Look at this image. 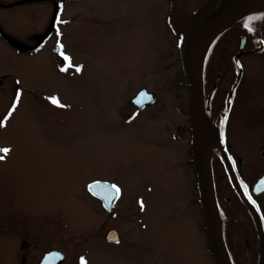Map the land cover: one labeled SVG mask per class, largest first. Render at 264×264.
Returning <instances> with one entry per match:
<instances>
[{
	"label": "rangeland",
	"instance_id": "1",
	"mask_svg": "<svg viewBox=\"0 0 264 264\" xmlns=\"http://www.w3.org/2000/svg\"><path fill=\"white\" fill-rule=\"evenodd\" d=\"M23 1V8L1 13L2 24L31 32L56 25L53 41L64 45L71 66L66 61L69 68L60 71L53 41L23 57L0 43V105L15 100L13 79L25 86L13 126L0 130L10 147L0 181L14 184L33 218L50 215L67 264L77 256L85 264H208L189 206L191 174L180 166L190 123L188 110L181 111L187 104L179 74L166 70L172 59L162 53L165 5L74 0L55 16L50 0ZM141 88L156 99L145 111L130 104ZM181 125L184 145L172 139ZM94 181L119 187L113 217L88 198L86 184ZM110 229L121 236L117 247L105 243Z\"/></svg>",
	"mask_w": 264,
	"mask_h": 264
},
{
	"label": "flooded vegetation",
	"instance_id": "2",
	"mask_svg": "<svg viewBox=\"0 0 264 264\" xmlns=\"http://www.w3.org/2000/svg\"><path fill=\"white\" fill-rule=\"evenodd\" d=\"M38 1L41 3V0ZM158 1L165 5L163 24L160 27L164 44L162 53L172 59L166 70H177L179 82L176 86L180 88L187 104V107L181 105V111L185 114L187 109L189 114V148L187 151L186 146L185 150L183 148L180 166H186L191 174L188 179V194L192 197L189 206L193 210L194 227L200 237L204 256L208 264H217L202 212L192 149L190 89L185 72L183 45L186 26L195 15L208 10L216 13L232 12L248 5L251 0ZM260 1L262 4L256 12L242 15L230 23L217 21L207 41L204 40L205 29L200 36L201 45L195 50L198 59L196 70L200 77L199 96L204 111L206 156L221 236L230 264H264V0ZM24 2L0 0V16L1 13L23 8ZM50 2L61 10L74 0ZM1 18L0 43L3 48L11 49V55L16 57L26 56L27 53L35 56L43 46L58 36L54 24L44 31L37 24L31 32L24 24H2ZM25 34H28V41H25ZM29 34H33L31 38ZM27 43L33 44L29 46ZM57 45H60V53H56ZM52 53L54 61L59 59L62 63L61 72L69 68L65 66L61 55L63 53L68 56V53L60 41H53ZM13 82L12 98L15 100L11 99L5 109L0 105V119L11 112L5 125L0 127L2 132L13 126L9 122L18 111L25 90L22 82L19 84L14 79ZM141 90L150 93L146 88ZM130 104L140 111L151 106L145 105L139 109L131 100ZM185 134L186 127L181 125L179 134L175 133L172 139H178L184 145ZM0 148L10 147L0 141ZM8 153H0L4 156L0 164L5 163ZM1 176L0 170V180ZM87 186L88 198L96 202L106 215L113 217L115 206L110 214L106 213L102 203L90 196ZM0 193L3 195L0 196V264H67L66 253L58 248L50 215L33 218L31 210L17 197L14 184L0 181ZM108 231H115L116 241L106 239ZM108 231L104 236L105 243L111 248L119 246L121 236L114 229ZM75 264H85V261L77 256Z\"/></svg>",
	"mask_w": 264,
	"mask_h": 264
},
{
	"label": "water",
	"instance_id": "3",
	"mask_svg": "<svg viewBox=\"0 0 264 264\" xmlns=\"http://www.w3.org/2000/svg\"><path fill=\"white\" fill-rule=\"evenodd\" d=\"M260 0H251L248 5L243 8L234 10L227 13H216L212 10L203 11L190 19L186 26L185 40L183 45L185 72L190 85V101H191V117H192V130H193V153L195 159V167L198 174L199 189L201 193V203L204 218L207 225L209 241L211 249L215 255L217 264H230L227 254L225 252L223 242L221 239V232L218 222V215L213 196V187L211 181V174L208 161L205 154V131H204V116L203 107L200 100V77L197 73V56L194 50H190L191 43L194 42V34L197 29V23L205 18L214 19L217 21L230 23L237 18L247 13L258 11ZM211 27V28H210ZM216 27L211 24L206 27L204 40L207 41L212 36V29ZM191 52H194L191 53ZM154 98L151 94L145 91L139 92L132 100V103L143 107L144 105L152 104ZM88 190L90 193L101 199L105 209L111 212L113 202L116 200L117 194L108 185L101 183H94L89 185ZM116 233L109 231L106 235L108 241H116ZM115 237V238H114ZM114 238V240H113Z\"/></svg>",
	"mask_w": 264,
	"mask_h": 264
},
{
	"label": "bare ground",
	"instance_id": "4",
	"mask_svg": "<svg viewBox=\"0 0 264 264\" xmlns=\"http://www.w3.org/2000/svg\"><path fill=\"white\" fill-rule=\"evenodd\" d=\"M216 23H217V20L209 19V18L202 19V20H200L197 23L198 24L197 25V29H196L195 34H194V36H195L194 39L195 40H194V42L191 43L190 50L193 49L194 52H195V50L197 49V47H199L201 45V38H200V36L202 35V32L206 29V27H209L211 24H216ZM199 31H200V33H199ZM194 52H191V53L194 54ZM115 237L117 238V235Z\"/></svg>",
	"mask_w": 264,
	"mask_h": 264
},
{
	"label": "snow or ice",
	"instance_id": "5",
	"mask_svg": "<svg viewBox=\"0 0 264 264\" xmlns=\"http://www.w3.org/2000/svg\"><path fill=\"white\" fill-rule=\"evenodd\" d=\"M249 19H253L252 17H250ZM61 55L63 56L65 61H69L70 64V57L64 55L63 53H61ZM71 66V64H70ZM66 69H62V71H65ZM81 69L79 66H76V71L79 72ZM51 102L53 104H57L58 106L63 107V105H59V101L55 98V97H51ZM11 116V112L8 113L7 117H4L3 119H0V127H3L5 125L6 120L8 119V117ZM10 151V149L8 148H0V153H4L7 154ZM4 159L3 155H0V160ZM262 184H264V181H262ZM113 187L115 188V185H113ZM116 191L119 192V189L116 188ZM245 191H247V188H245ZM254 203V202H253Z\"/></svg>",
	"mask_w": 264,
	"mask_h": 264
}]
</instances>
